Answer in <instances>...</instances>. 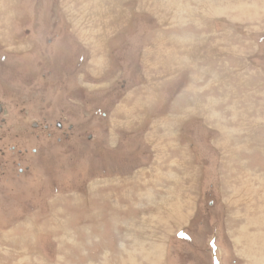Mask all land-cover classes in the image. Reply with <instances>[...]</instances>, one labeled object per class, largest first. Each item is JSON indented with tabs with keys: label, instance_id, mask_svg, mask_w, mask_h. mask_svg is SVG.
I'll return each mask as SVG.
<instances>
[{
	"label": "rangeland",
	"instance_id": "rangeland-1",
	"mask_svg": "<svg viewBox=\"0 0 264 264\" xmlns=\"http://www.w3.org/2000/svg\"><path fill=\"white\" fill-rule=\"evenodd\" d=\"M170 1L0 0V264H261L264 0Z\"/></svg>",
	"mask_w": 264,
	"mask_h": 264
},
{
	"label": "bare ground",
	"instance_id": "bare-ground-1",
	"mask_svg": "<svg viewBox=\"0 0 264 264\" xmlns=\"http://www.w3.org/2000/svg\"><path fill=\"white\" fill-rule=\"evenodd\" d=\"M168 1H170V0H168ZM181 1H182V0H181ZM207 1H208V0H207ZM207 1H206V2H207ZM210 1H211V0H210ZM166 2H167V1H166ZM170 2H171V1H170ZM177 2H178V1H177ZM179 2H180V1H179ZM208 2H209V1H208ZM164 3H165V2H164ZM170 4H171V3H170ZM180 4H181V2H180ZM180 4H179V5H180ZM227 4H228V3H227ZM139 5H140V4H139ZM172 5H173V3H172ZM175 5H176V4H175ZM179 5H177V6H179ZM239 5H240V4H239ZM164 6L168 7L166 4H165ZM179 7H180V6H179ZM179 7H177V8H179ZM186 7H187V6H186ZM141 8H142V7H141ZM207 8H208V7H207ZM226 8H227V7H226ZM226 8H224V10H225ZM159 9H160V7H159ZM162 9H164V8L162 7ZM166 9H167V8H166ZM173 9H174V8H173ZM168 10H171V9H168ZM178 10H179V9H178ZM182 10H183V9H182ZM182 10H181V11H182ZM230 10H231V9H230ZM102 11H103V10H102ZM174 12H176V11H174ZM178 12H179V11H178ZM105 13H106V12H105ZM180 13H181V12H180ZM181 14H182V13H181ZM103 15H105V14H103ZM118 15H119V14H118ZM179 15H180V14H179ZM114 16H115V15H114ZM176 16H177V15H176ZM84 17H85V16H84ZM86 19H88V18L86 17ZM83 21H84V19H83ZM115 21H116V20H115ZM122 22H123V21H122ZM77 23H78V22H77ZM85 24H86V23H85ZM175 38H177V37H175ZM187 49H188V48H187ZM111 72H112V71H111ZM209 105H210V104H209ZM209 105H208V106H209ZM210 106L212 107V105H210ZM212 112H213V111H212ZM214 114H215V113H214ZM211 115H212V114H211ZM215 115H216V114H215ZM217 127H218V126H217ZM218 130H219V129H218ZM141 193H142V192H141ZM181 210H182V209H181ZM175 212L178 213L179 211H178L177 209H175ZM181 212H182V211H181ZM183 213H184V212H183ZM183 213H182V214H183ZM178 214H179V213H178ZM180 215H181V214H180ZM262 217H263V216H262ZM263 218H264V217H263ZM115 221H116V220H115ZM142 227H144V226H142ZM140 229H141V228H140ZM245 230H246V229H245ZM259 235H261V233H259ZM253 237H256V235L254 234ZM256 238H257V237H256ZM260 239H261V240H264V233H262ZM256 245H257V244H256ZM251 247H253V246H251ZM260 249H261V251H262V253H263V252H264V243L261 245V248H260ZM260 249H259V250H260ZM146 254H147V253H146ZM261 261H262L261 264H264L263 256L261 257Z\"/></svg>",
	"mask_w": 264,
	"mask_h": 264
},
{
	"label": "flooded vegetation",
	"instance_id": "flooded-vegetation-1",
	"mask_svg": "<svg viewBox=\"0 0 264 264\" xmlns=\"http://www.w3.org/2000/svg\"><path fill=\"white\" fill-rule=\"evenodd\" d=\"M0 105H1L0 113L3 115V118H2V122L1 123H4V121L6 120L7 110L5 109V105L2 103L1 100H0Z\"/></svg>",
	"mask_w": 264,
	"mask_h": 264
},
{
	"label": "water",
	"instance_id": "water-1",
	"mask_svg": "<svg viewBox=\"0 0 264 264\" xmlns=\"http://www.w3.org/2000/svg\"><path fill=\"white\" fill-rule=\"evenodd\" d=\"M0 108H1V105H0Z\"/></svg>",
	"mask_w": 264,
	"mask_h": 264
}]
</instances>
